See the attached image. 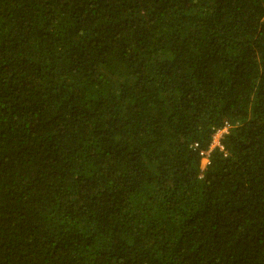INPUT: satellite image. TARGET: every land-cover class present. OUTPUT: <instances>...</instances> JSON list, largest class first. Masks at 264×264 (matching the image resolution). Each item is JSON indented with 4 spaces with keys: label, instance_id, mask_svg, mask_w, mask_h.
Listing matches in <instances>:
<instances>
[{
    "label": "trees",
    "instance_id": "obj_1",
    "mask_svg": "<svg viewBox=\"0 0 264 264\" xmlns=\"http://www.w3.org/2000/svg\"><path fill=\"white\" fill-rule=\"evenodd\" d=\"M0 264H264V0H0Z\"/></svg>",
    "mask_w": 264,
    "mask_h": 264
},
{
    "label": "rangeland",
    "instance_id": "obj_2",
    "mask_svg": "<svg viewBox=\"0 0 264 264\" xmlns=\"http://www.w3.org/2000/svg\"><path fill=\"white\" fill-rule=\"evenodd\" d=\"M227 129H228V127H227L226 129H224V130H221L220 133H218V134L215 135V137H214V139H213V142H212V147H213V146H216L217 142L219 141V139H220V137H221L222 132L227 131ZM208 162H209L208 155L205 154V155L202 157V159H201V168L204 169V168L207 166Z\"/></svg>",
    "mask_w": 264,
    "mask_h": 264
},
{
    "label": "built area",
    "instance_id": "obj_3",
    "mask_svg": "<svg viewBox=\"0 0 264 264\" xmlns=\"http://www.w3.org/2000/svg\"><path fill=\"white\" fill-rule=\"evenodd\" d=\"M228 126H225L224 128H222V129H219L216 133H215V135L216 134H218V133H220L221 132V130H224V129H226ZM223 133V132H222ZM215 135H214V137H215ZM220 140V139H219ZM216 145H219V146H221L220 145V141H218L217 142V144ZM208 152H206V151H204V152H202V155L204 156L205 154H207Z\"/></svg>",
    "mask_w": 264,
    "mask_h": 264
}]
</instances>
